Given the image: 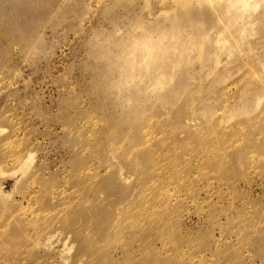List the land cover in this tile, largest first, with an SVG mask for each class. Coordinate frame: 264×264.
Returning <instances> with one entry per match:
<instances>
[{
    "label": "rangeland",
    "instance_id": "374dc122",
    "mask_svg": "<svg viewBox=\"0 0 264 264\" xmlns=\"http://www.w3.org/2000/svg\"><path fill=\"white\" fill-rule=\"evenodd\" d=\"M236 4L0 0V264H264V0Z\"/></svg>",
    "mask_w": 264,
    "mask_h": 264
},
{
    "label": "bare ground",
    "instance_id": "6f19581e",
    "mask_svg": "<svg viewBox=\"0 0 264 264\" xmlns=\"http://www.w3.org/2000/svg\"><path fill=\"white\" fill-rule=\"evenodd\" d=\"M239 4H241L242 6L243 5L245 6V5H247V0H237V4L235 6L238 7ZM235 9H237V8H235ZM151 29H152V27L146 28V31H148V32H147L146 38H144V44H143V51L145 53V56H143L142 59H144L146 62H149L151 56L154 55V53L157 49L158 41H159V37H157L158 34H155V35L150 34ZM3 190L1 189V191H3ZM5 193H6V191L4 190L3 194L5 195ZM6 195H8V194H6Z\"/></svg>",
    "mask_w": 264,
    "mask_h": 264
}]
</instances>
